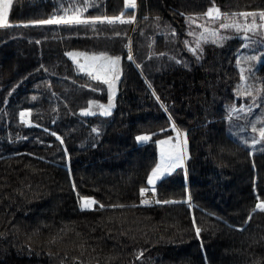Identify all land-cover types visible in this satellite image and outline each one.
<instances>
[{"label": "trees", "instance_id": "obj_1", "mask_svg": "<svg viewBox=\"0 0 264 264\" xmlns=\"http://www.w3.org/2000/svg\"><path fill=\"white\" fill-rule=\"evenodd\" d=\"M84 2L13 0L0 27V264H264V211L255 209L264 143L248 147L226 130L228 103L251 100L235 95L247 41L228 30L199 59L189 51L186 19L203 17L213 0H137L135 9L93 0L84 16L124 12L125 20L30 23ZM214 3L222 13L264 9V0ZM72 50L121 57L110 115L81 112L106 102L107 91L78 70ZM252 72L259 87L264 59ZM29 108L32 124L19 115ZM173 120L187 132L189 156L155 184L156 199L173 202L143 205L155 141L174 136ZM146 133L151 140H136ZM84 196L98 201L93 209H81Z\"/></svg>", "mask_w": 264, "mask_h": 264}, {"label": "snow or ice", "instance_id": "obj_2", "mask_svg": "<svg viewBox=\"0 0 264 264\" xmlns=\"http://www.w3.org/2000/svg\"><path fill=\"white\" fill-rule=\"evenodd\" d=\"M125 7L128 9H135L137 7V0H124ZM13 6V0H0V26H5L9 23L8 15L9 10ZM93 6V0H85L83 4L75 6V9L64 8V15L53 16L50 19L46 20H32L31 24H60V23H89L96 21H121L125 20V13L121 12L119 16H84L83 13L87 11L88 8ZM63 7V5H61ZM201 15L200 13L191 14L188 16V19L191 23H197V20L194 19L195 16ZM206 18H210L207 23L200 24L199 27L203 29L199 33L191 31L190 35L198 37L195 39V46L189 44L188 48L194 55L199 59L204 52L203 45L206 43H214L222 45L226 39L230 37L227 35L228 30H232L235 34H239L242 38L247 41V44L243 45L244 47L252 46L257 43V37H264V9H258L253 11H243L238 13H222L221 9L215 6L213 0V6L209 7L206 13H203ZM126 19L131 22L135 21V15L127 16ZM259 20V23L257 22ZM216 23L218 27H211L209 24ZM224 30V31H222ZM175 30L173 29V32ZM119 35V33H117ZM187 43V41L185 42ZM264 44V40L260 41ZM67 56L78 65L79 70L88 74H91L95 80L103 81L108 86L109 96L108 103H101L100 100H90L88 101L89 107L82 108L81 112L89 113L92 111L91 106H96V109L99 112H102L103 115L107 116L111 114L112 109L115 107L114 99L116 94V85L120 79L121 74V57L119 55H110L106 51L99 52H88V51H78L72 50L66 53ZM128 59L132 60L133 56L130 51L129 44V55ZM175 59V57H172ZM261 59L258 55H244L241 54L236 59V64L240 68V77L241 83L235 89L236 97L240 98H250L252 104H241L239 108L232 105L227 109L226 119L231 122L233 114H239L241 110L252 113V108L257 107L258 103L261 106H264V82L259 84V87L256 86V82L253 76L252 67L254 62H258ZM247 65V69L243 66ZM187 66V65H185ZM43 67V65H41ZM47 70V69H45ZM151 87V85H149ZM153 94L155 91L153 90ZM159 99V96L156 97ZM259 98V100H258ZM165 110L167 108L165 106ZM32 112V109H24L20 112V119L23 122L32 124L33 121L29 119ZM170 115V114H169ZM172 129L175 130V139L172 136H167L164 139L155 141L160 146V159L159 163L155 165L151 170V174L147 178L149 185H153L151 191L156 192L155 184L157 180L161 179L164 175L171 173L176 168L181 167L185 164V160L188 158L189 153L187 151L188 138L187 132L181 130L177 127L175 121H172ZM93 131L99 133V128H94ZM164 131V129H161ZM251 131L254 134L251 139L245 138L243 136H238V139L241 143L248 147L254 148L257 143H264V113L260 116H257L256 122L251 124ZM153 134H141L136 137L137 141L146 142L151 140ZM61 143H63V138L60 137ZM73 187L75 184L73 183ZM146 192L145 188L140 189L141 196H144ZM191 200V196L188 197ZM81 209H93L98 201L95 198L84 196L81 198ZM157 204H169L173 201L170 200H159L154 201ZM142 204L148 205L153 203L148 199H142ZM111 207H117V205H110ZM124 205H119L123 207ZM100 207L103 208L105 205L100 204ZM255 209H260L264 211V200H260ZM255 209L253 211H255ZM251 217H249L250 219ZM196 234L199 236L201 229L196 227ZM57 237H53L52 243H55ZM143 256L141 251L139 254ZM74 259L79 260V257ZM80 264H83V261H80Z\"/></svg>", "mask_w": 264, "mask_h": 264}, {"label": "rangeland", "instance_id": "obj_3", "mask_svg": "<svg viewBox=\"0 0 264 264\" xmlns=\"http://www.w3.org/2000/svg\"><path fill=\"white\" fill-rule=\"evenodd\" d=\"M194 18H196V17H194ZM198 19H197V23H195V24H193V23H191L190 21H189V19L187 18L186 19V23L189 25V27H190V29H188V32H189V36L193 39V43L195 44V39H197L198 37H194V36H192V35H190V30L191 31H194V32H197V33H199L200 31H203V29H201L200 27H199V25L200 24H204V23H207L208 22V20L210 19V18H206L205 16H203V17H197ZM258 23H259V20L257 21ZM209 26H211V27H218V24H216V23H211V24H209ZM0 27H2V26H0ZM222 31H224V30H222ZM187 41V45H189V44H191L190 43V40L189 39H187L186 40ZM243 54L244 55H258V56H260L261 57V59H264V44H262V45H256V44H253L252 46H249V47H246L245 48V50L243 51ZM76 66H77V68H78V70H79V67H78V65L76 64ZM120 66H121V62H120ZM80 71V70H79ZM80 72H82V71H80ZM82 73H85V72H82ZM85 74H87L88 76H90L91 78H93V76L91 75V74H88V73H85ZM120 76H121V74H120ZM94 79V78H93ZM95 80V79H94ZM96 81H98V80H96ZM101 82H103V81H101ZM119 82V81H118ZM118 82H117V85H116V89H117V86H118ZM241 83V82H240ZM106 85V91H107V100H106V102H101V103H108V96H109V91H108V86H107V84H105ZM116 94H117V90H116ZM116 94H115V97H116ZM114 103H115V99H114ZM252 104V100H250L249 101V103H248V105H251ZM232 105H234V106H236L237 108H239L238 106H237V104H236V102H231V103H228V107L229 106H232ZM92 107V111L91 112H89L88 114H92V113H96V114H101V115H103V113L102 112H99L97 109H96V106H91ZM23 111V110H22ZM254 112V108H252V113ZM252 113L251 114H249L248 112H243V110H241L240 112H239V114L237 115V114H235L234 113V116L232 117V120H231V122H229L228 120H226V130H227V132L232 136V137H234L235 139H237V140H239L238 139V136H243V137H245V138H248V139H251L252 138V136L253 135H258V134H254L252 131H251V124L252 123H254V122H256V118H257V116H260L262 113H264V108L263 109H261V113L259 114V115H255V116H253L252 115ZM252 115V117H253V119H252V121L251 122H249L248 121V118L250 117ZM103 116H105V115H103ZM165 137H163V138H161V139H164ZM173 139H175V132H174V136H173ZM160 140V139H159ZM240 141V140H239ZM264 146H262V148H263ZM157 157H158V159H157V163H159V159H160V146L159 145H157ZM261 147H260V149H262ZM156 163V164H157ZM182 167H184V165L183 166H181V167H178V168H182ZM178 168H176V169H178ZM175 169V170H176ZM175 170L174 171H172L171 173H168V174H166V175H169V174H172L173 172H175ZM151 174V173H150ZM165 176V175H164ZM163 176V177H164ZM160 180V179H159ZM159 180H157V182L159 181Z\"/></svg>", "mask_w": 264, "mask_h": 264}, {"label": "built area", "instance_id": "obj_4", "mask_svg": "<svg viewBox=\"0 0 264 264\" xmlns=\"http://www.w3.org/2000/svg\"><path fill=\"white\" fill-rule=\"evenodd\" d=\"M145 189H146V192H145L144 196H140V201L142 199H148L150 201H153V203H154V201H155V192H152L151 191L152 188H150V187H147ZM151 194H152V196H151ZM153 203H151V204H153Z\"/></svg>", "mask_w": 264, "mask_h": 264}, {"label": "bare ground", "instance_id": "obj_5", "mask_svg": "<svg viewBox=\"0 0 264 264\" xmlns=\"http://www.w3.org/2000/svg\"><path fill=\"white\" fill-rule=\"evenodd\" d=\"M144 188V187H143ZM151 196H152V194H151Z\"/></svg>", "mask_w": 264, "mask_h": 264}]
</instances>
